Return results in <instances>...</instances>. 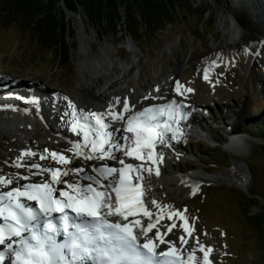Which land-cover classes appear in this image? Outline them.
Returning a JSON list of instances; mask_svg holds the SVG:
<instances>
[{
  "label": "rangeland",
  "instance_id": "1",
  "mask_svg": "<svg viewBox=\"0 0 264 264\" xmlns=\"http://www.w3.org/2000/svg\"><path fill=\"white\" fill-rule=\"evenodd\" d=\"M182 4L192 5L195 11H177L171 17V23L144 36L140 35L143 28L139 27L136 30L138 35L134 37L119 35L102 39L89 27L84 15L67 16L71 21L68 38L71 62L61 66H57L55 56L38 44L29 30H24L15 22L3 23L0 20V81L5 85L46 92V95L53 96L56 104H60L59 113L64 107L68 109L67 115H71L69 109L72 103L86 114L92 111L94 101L91 91L85 86L89 79L83 80L77 66L79 63L101 62L106 51L111 63L108 62L112 65L111 72L105 78L92 79L100 87L112 86L110 92L120 90L119 94L128 95V100L134 101L133 91L137 82L145 92L152 87L159 88L168 79L176 90L179 82L180 90L190 94L186 105L188 114L194 115L191 111L194 108V112H207L209 117L204 120L199 116L192 120L200 124L205 133L184 136V132L179 131L182 135L171 139L170 147L160 146L159 156L163 157L160 163L165 170L161 171L157 181L152 182L155 199L163 210L182 213L194 228L189 236L183 228L184 220L180 219L171 242L179 247L181 237L188 236L184 252L196 255L195 264H203L204 253L199 251L200 245L213 250L209 254L211 264H264V237L249 219L261 211L258 207L245 209L247 190L215 182L198 186V192L192 197L177 187L179 175L175 174L197 173L207 178H221L237 160L248 168L249 191L254 188L256 193L264 196V130L258 133L252 126L264 124V95L261 86L254 85L252 81L254 77L264 80L263 66H257L253 61L256 55L252 60L253 52L262 47V43L258 42L261 37L253 32L247 36V41H241L239 45H225L234 35L222 27L223 15L225 10L228 13L232 11L235 20L243 21L244 5L240 13V0H185ZM248 20L255 28L252 19L249 17ZM232 24L234 20L230 18ZM124 66L129 67L127 73ZM206 73L208 80L204 78ZM188 88L194 91H186ZM170 96L173 100L172 94ZM155 100L157 98H151L147 104ZM2 106L11 105L0 102ZM59 115L56 110L53 111L49 120L51 125L56 131L68 132L66 125L71 123L67 120L62 123ZM4 134L0 135V153L6 156L7 152H17L16 143ZM44 134L40 132L38 137L42 145L46 141ZM54 134L59 139L53 138L46 146L59 150L62 141V147L65 144L68 151L66 141L57 132ZM46 135H49L48 132ZM233 136L235 139H258L248 143L249 150L243 160L235 152L227 150ZM216 141L227 145L216 151L215 147L219 146ZM51 165L54 167L56 164L52 162ZM83 165L94 164L83 162ZM6 167L0 157V174ZM75 169H83V177L84 166ZM142 174L146 178L153 177L146 171ZM174 217L169 219L167 216L166 222H171Z\"/></svg>",
  "mask_w": 264,
  "mask_h": 264
},
{
  "label": "snow or ice",
  "instance_id": "2",
  "mask_svg": "<svg viewBox=\"0 0 264 264\" xmlns=\"http://www.w3.org/2000/svg\"><path fill=\"white\" fill-rule=\"evenodd\" d=\"M204 78L208 80L207 73ZM180 88L181 85L177 82L178 92ZM186 91L194 90L188 88ZM72 107L75 109V105ZM183 107L184 105L179 106L180 109ZM176 108V102L173 101L160 109L146 108L132 115L127 119L125 131L132 133L134 139L129 144L130 137L126 135L123 137L125 144H112L113 149L123 151L127 157L152 161L157 165L155 175L159 176L158 163L163 157H157L155 148L157 143H165L163 137L171 128V124L160 123V116L166 114L169 120H175ZM109 115L115 120L124 119L118 114ZM90 117L95 118V126L90 123L82 126L85 146L90 144L92 152L99 155L81 152L80 144L73 145L69 151H74L77 156L84 155L88 160L116 159L122 167L117 169L105 166L94 169L97 176H85L83 179L90 183L80 184L74 180L69 182L63 179H71L69 171L41 168L39 164H33L32 167L40 172L50 174L51 180L46 177L44 182L24 185L23 191L15 188L0 194V218L4 220V223L0 224V245H5L8 250L0 251V264H4L6 257H14L11 264H86L87 261H91V264H195L194 254L185 259L174 243L165 241L164 235L157 228L163 216H158L155 222L152 219L150 206H155L161 211L163 209L154 199L150 204H146V190L143 186L145 178L142 173L146 171L152 175L153 169L144 168L143 165L134 168L132 164H126L123 159L109 152L105 148V145L111 142V133L107 131L109 124L104 121L103 114L90 113L84 119L87 121ZM183 118L181 111L180 119ZM76 129L77 124H74L73 130ZM91 131L95 132L96 138L89 140ZM177 135H182L178 129ZM35 155L34 152L24 153V156ZM50 156L58 163H71V160L62 154L50 153ZM41 159L46 157L41 156ZM14 166L21 165L17 163ZM82 171L83 169H73L72 175H78ZM134 172L137 174L136 183L133 182ZM117 174L118 179H113ZM12 183L13 179L0 177V184ZM57 184L65 185V188L58 189L55 187ZM196 190L194 187L193 195ZM21 198L34 201L39 208L26 205ZM54 213H60L61 216L55 217L52 215ZM69 213H75V216ZM167 215L169 219L178 216L184 220V231L189 236L192 235L194 228L182 213L169 212ZM130 217L133 219H129ZM143 217L148 219L142 222ZM78 220L81 222L77 223ZM175 227L176 225L172 224L168 227V232ZM70 228L74 230L69 231ZM153 229H156V232L150 236L149 233H152ZM61 232L66 233L67 238L63 243H58L57 236ZM165 243L169 244L168 250L158 252L160 245ZM181 243L187 241L181 237ZM199 251L204 253L203 264H211L209 254L213 250L200 245Z\"/></svg>",
  "mask_w": 264,
  "mask_h": 264
},
{
  "label": "bare ground",
  "instance_id": "3",
  "mask_svg": "<svg viewBox=\"0 0 264 264\" xmlns=\"http://www.w3.org/2000/svg\"><path fill=\"white\" fill-rule=\"evenodd\" d=\"M244 1L247 3L245 5ZM243 3V4H242ZM262 3V4H261ZM240 13H244V20L240 21L235 20L233 17V12L225 10L223 15L222 27L225 31L228 29L233 32V39L226 42L225 45L232 46V45H239L241 41H247V36L251 35L253 32L257 33L261 39L258 41L262 43V47L253 52V58L255 55L256 58L254 63L257 66H263L264 68V1L263 0H240ZM227 11V12H226ZM232 12V13H231ZM248 12V14H247ZM250 14V15H249ZM250 17L252 22L255 25L253 28L249 24V20L247 18ZM253 16V17H252ZM230 18L234 20V24L230 25ZM248 20V21H247ZM255 30V31H254ZM248 43V42H247ZM175 48V47H174ZM104 56L102 57L103 60L101 62H97L96 64H87V63H79L77 66L78 74L83 78L85 81L87 78L89 82L85 83V86L91 91V99L94 101L92 113L103 114V119L113 122L119 123V120H115L109 113L113 115H120L123 117L122 109H128L126 111V115L134 114L140 110H142L149 100L152 99H160L164 103H170L172 101V97L170 96L171 92H168L169 87L170 91L173 90V87L170 85V79L166 80L165 84H162L157 87H152L149 92H145V90L136 83V88L133 91V100H128L126 97L119 94L120 90H115L110 92L112 86H98L94 83L93 77L98 78H105L106 74L111 72V62L110 58L107 55L108 52H104ZM109 58V59H108ZM109 60V62H108ZM125 73L129 71L128 66L123 67ZM114 70V69H113ZM253 73V72H252ZM253 76V75H252ZM96 80V79H95ZM252 81L255 84H259L261 87V92L264 95V80L260 79L259 77L252 78ZM96 85V86H94ZM94 86V87H93ZM115 89V88H114ZM122 90V89H121ZM47 93L39 90L33 89L30 87H22V86H15V85H5L2 81H0V102L3 105L10 104L12 107H22V108H29L33 110H38L42 115V118L38 120L34 119L30 114L25 116L22 112L19 114L17 110H10L0 112V135L6 133L7 137L13 140L16 143L17 152H7L6 156L0 153V157L6 163L7 167L5 169V174L0 175V177L7 176L9 179H13L12 184H0V193L1 192H8L15 188H22V186L26 183L29 177V170L32 171V165L35 164L36 160H39L41 156L46 157V159H42L41 161V168H49V162L51 161L50 155H47L42 148L44 149V145L39 140V133L40 132H52L53 134L57 132V135L61 137V139L66 141L68 145L67 150L71 149L75 143H83L82 136H83V125H77L78 131L80 133H76L74 130L73 132L76 134H68L63 130L56 131L55 128L50 123V119L52 117V113L54 110H59V106L55 103L56 100L51 95H46ZM179 98L183 100L179 102L183 105L187 99V96L184 93L179 92ZM52 105L54 107H52ZM75 105V104H74ZM121 105V107L119 106ZM72 108V112L78 113L80 112L79 106L75 105V109ZM179 105L177 106V112ZM83 110V109H82ZM57 112V111H56ZM90 112V113H91ZM183 112V111H182ZM89 113V114H90ZM86 114V113H85ZM180 117V114H178ZM95 119V118H94ZM75 121H77V117H75ZM183 119H179L178 125H186ZM174 123L177 124L175 121ZM175 124V125H176ZM191 126L188 128H194L192 134L198 133H205V130L201 128L200 124L196 122H190ZM174 126V124H173ZM174 128V127H172ZM5 135V134H4ZM48 137V136H47ZM251 137V136H250ZM236 137H232L231 143L229 144V148L227 150L233 151L237 154L238 158L245 159L247 156V151L249 150L250 142L258 141V139L251 137L248 138H241L235 139ZM45 139V138H44ZM62 141L59 143L60 147H62ZM42 147V148H41ZM41 148V149H40ZM49 149V148H48ZM25 152H34L36 153L35 156H24ZM75 155V154H74ZM168 156V153H167ZM20 158V159H18ZM166 159V158H165ZM230 166L228 173L221 178H207L203 174H179L175 172V174L179 175V180L176 181L177 187L179 189L187 191L190 196H195L198 190H196L195 195H193V188H197L200 185L215 183V182H224L235 186L241 191L249 190V186L251 183L249 182V171L248 168L245 167L243 164H239L236 162ZM19 163L21 166L16 167ZM86 163L94 164L97 167L96 159L86 160ZM62 164L60 163V166ZM75 167V165L73 166ZM65 168V166H64ZM67 168V167H66ZM36 169V168H35ZM75 169V168H74ZM39 170V169H36ZM162 170H165L162 168ZM160 171V170H159ZM43 173V172H42ZM47 174V173H45ZM82 172L78 175H73L71 179L69 178V182L73 180L77 183L84 184V179L82 177ZM27 177V179H25ZM156 179V177H153ZM157 181V180H156ZM153 180L151 179L146 180L144 183L148 186L149 190V202L154 199L155 189L153 187ZM108 182L106 181V184ZM156 185V184H154ZM158 209V208H157ZM150 211L154 213L155 206H150ZM163 213V212H161ZM159 215V214H157ZM170 237L168 236L165 241L170 242ZM167 244V243H165ZM203 262V261H202Z\"/></svg>",
  "mask_w": 264,
  "mask_h": 264
},
{
  "label": "trees",
  "instance_id": "4",
  "mask_svg": "<svg viewBox=\"0 0 264 264\" xmlns=\"http://www.w3.org/2000/svg\"><path fill=\"white\" fill-rule=\"evenodd\" d=\"M185 0H0V20L15 22L31 32L35 41L51 51L57 66L69 65L71 46V21L66 10L86 17L89 27L102 39L119 35L136 36L157 32L180 10L195 11L192 5H183ZM253 127L257 132L264 130V124ZM216 151L226 145L220 143ZM226 157H228L226 155ZM229 158V157H228ZM230 161V158H229ZM244 207L250 210L258 207L261 213L249 218L264 237V196L250 190Z\"/></svg>",
  "mask_w": 264,
  "mask_h": 264
},
{
  "label": "water",
  "instance_id": "5",
  "mask_svg": "<svg viewBox=\"0 0 264 264\" xmlns=\"http://www.w3.org/2000/svg\"><path fill=\"white\" fill-rule=\"evenodd\" d=\"M66 12V16L70 17V16H78V14L69 12V11H65ZM253 179V178H252ZM245 193L247 194V197L245 198L247 200V198H252V194L249 190L245 191ZM259 209V208H258ZM260 210V209H259ZM261 211V210H260ZM260 214V213H259ZM258 215V214H257ZM257 215H255L254 217H256ZM254 217H250V218H254Z\"/></svg>",
  "mask_w": 264,
  "mask_h": 264
}]
</instances>
